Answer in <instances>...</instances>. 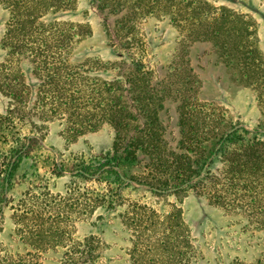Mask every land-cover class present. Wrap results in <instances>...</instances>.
I'll use <instances>...</instances> for the list:
<instances>
[{
    "label": "rangeland",
    "instance_id": "1",
    "mask_svg": "<svg viewBox=\"0 0 264 264\" xmlns=\"http://www.w3.org/2000/svg\"><path fill=\"white\" fill-rule=\"evenodd\" d=\"M201 1L215 12L224 8L250 21L247 49L256 51L264 63L263 0ZM119 3L115 8L112 3L106 7L96 0H73L72 8L48 12L41 23L53 22L63 32L79 26L90 35L70 52L71 65L87 64V70L112 80L120 74L127 77L129 65L136 62L151 73L154 84L157 79L163 85L165 95L155 93L166 96L159 117L168 167L140 153L138 161L123 164L117 176L108 169L98 174L99 164L112 150L113 131L108 125L75 136L64 120L33 118L29 104L12 112L8 99L0 96V116L12 120L0 143V256L21 254L34 264H60L62 248L39 253L18 236L19 218L40 211L47 219L60 215L74 240L93 235L100 239V264H132L133 232L125 218L133 206H140L161 216L182 210L195 247L191 264H264V189L257 196L259 211L250 216L246 212L251 199L246 193L228 196L229 207L218 204L203 181L180 192L159 185L160 178L179 167L172 164L178 156L193 162L200 159L203 138L213 139L220 130L235 127L249 139L264 140V109L258 98L264 97L263 85L260 89L246 83L244 68L212 40L190 35L187 19L180 28L169 10L142 11L143 5L134 0ZM10 19L0 6V65L6 58L2 41ZM95 61L113 68L103 72ZM7 67H20L27 75L24 84L35 93L37 80L30 76L28 62ZM23 90L30 96L26 87ZM225 163V157H214L206 167L211 174L204 175L220 179ZM86 168L89 174L83 171ZM90 200H96L91 214Z\"/></svg>",
    "mask_w": 264,
    "mask_h": 264
},
{
    "label": "trees",
    "instance_id": "2",
    "mask_svg": "<svg viewBox=\"0 0 264 264\" xmlns=\"http://www.w3.org/2000/svg\"><path fill=\"white\" fill-rule=\"evenodd\" d=\"M134 1L143 5L142 11L169 10L173 23L180 28L184 27L181 23L187 19L190 35L212 40L218 49L244 68L246 83L260 89L263 85L264 88V75L261 74L264 63L256 51L247 49L250 41L245 34L249 35L250 21L244 16L224 8L215 12L201 0ZM96 2L106 7L110 3L115 8L120 6V0ZM0 6L9 12L11 18L2 41L6 58L0 65V96L8 99L12 112L17 108L20 112L29 104L28 113L33 118L62 119L68 132L75 136L95 133L108 125L113 131L112 150L105 163H98V174H105L108 169L117 176L116 171L123 164L137 162L140 153L157 165L166 163L168 167L164 129L159 117L164 109L165 91L157 79H154V84L151 73L146 72L142 64H130L127 77L120 74L107 80L101 78L96 70H87V64L68 63L70 52H74L90 35H85L79 26L77 30L63 32L53 22L42 24L41 19L48 12L72 8L73 0H0ZM107 32L109 36V30ZM242 43L243 48L240 47ZM23 61L31 65L29 74L37 80L35 93L30 84H24L27 75L21 74L20 67H7L14 63L20 66ZM94 63L103 72L113 68L112 64ZM24 87L31 92L30 96ZM155 91L164 95L159 96ZM258 98L264 109V97ZM11 125L10 118L0 116V143ZM242 133L241 129L233 127L225 132L220 130L213 139L204 137L206 142L202 141L198 146L200 159L193 162L178 156L172 164L179 167L171 171L173 175L170 173L160 178V188L180 192L203 181L209 185L216 202L225 206L232 207L228 196L240 197L246 193L251 199V208L246 213L250 216L257 214V196L264 189V140L257 137L249 139ZM216 156L226 158L220 179L205 176L211 174L206 167L212 165ZM83 171L89 174V168ZM90 203L91 214L96 200H90ZM49 219L40 211L24 213L19 218L17 231L22 243L39 253L62 248L60 264H100V239L93 235L81 241L74 240L63 227L66 225L60 215ZM125 221L133 232L132 264H191L195 247L180 208L168 216H161L154 210L133 206ZM0 264L34 263L28 260V256L17 254L0 256Z\"/></svg>",
    "mask_w": 264,
    "mask_h": 264
}]
</instances>
